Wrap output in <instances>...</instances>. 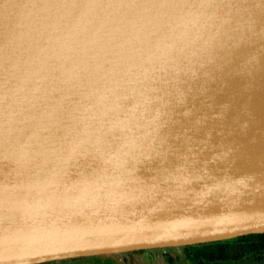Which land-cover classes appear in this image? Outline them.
I'll return each instance as SVG.
<instances>
[{"label":"water","instance_id":"1","mask_svg":"<svg viewBox=\"0 0 264 264\" xmlns=\"http://www.w3.org/2000/svg\"><path fill=\"white\" fill-rule=\"evenodd\" d=\"M264 232V0H0V264Z\"/></svg>","mask_w":264,"mask_h":264},{"label":"trees","instance_id":"2","mask_svg":"<svg viewBox=\"0 0 264 264\" xmlns=\"http://www.w3.org/2000/svg\"><path fill=\"white\" fill-rule=\"evenodd\" d=\"M186 259L200 264H216L218 262H233L236 260L252 259L258 260L264 254V232L257 234H247L234 238L179 246ZM168 261H172L166 255ZM96 264H106L109 259L99 261L101 255L91 256ZM69 260L86 261L87 257L71 258L59 261H48L39 264H65Z\"/></svg>","mask_w":264,"mask_h":264},{"label":"rangeland","instance_id":"3","mask_svg":"<svg viewBox=\"0 0 264 264\" xmlns=\"http://www.w3.org/2000/svg\"><path fill=\"white\" fill-rule=\"evenodd\" d=\"M168 254L171 258H174L176 262L166 263L164 254ZM183 251L179 246L175 247H161V248H149L133 250L128 252H120L110 255H101L99 261L109 259L106 264H187L183 262ZM179 261H182L179 262ZM96 260L87 257L86 261L82 260H69L65 261V264H96Z\"/></svg>","mask_w":264,"mask_h":264},{"label":"flooded vegetation","instance_id":"4","mask_svg":"<svg viewBox=\"0 0 264 264\" xmlns=\"http://www.w3.org/2000/svg\"><path fill=\"white\" fill-rule=\"evenodd\" d=\"M166 255H168V254L165 253L164 254V257H165L166 263H168L170 261L167 260ZM171 259H172L173 262H176L174 258H171ZM182 259L184 260L183 262H185L187 264H200V263H196V262H193V261H190V260L186 259L184 257V255H183V258ZM179 262L182 263V261H179ZM216 264H264V254L257 261L248 258V259H245V260H236V261H233V262H218Z\"/></svg>","mask_w":264,"mask_h":264}]
</instances>
